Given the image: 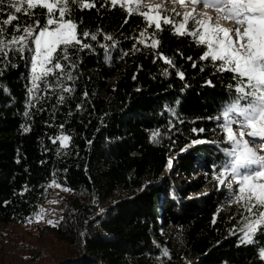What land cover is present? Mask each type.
Here are the masks:
<instances>
[{"label": "trees", "instance_id": "16d2710c", "mask_svg": "<svg viewBox=\"0 0 264 264\" xmlns=\"http://www.w3.org/2000/svg\"><path fill=\"white\" fill-rule=\"evenodd\" d=\"M124 16L119 7L101 9L99 0L96 8L73 11L78 32L101 29L118 44L108 50L110 60L93 41V51L73 57L75 80L66 83L74 92L64 94V103L56 89L39 93L42 99L29 108L25 62L17 56V67L0 68V244L10 246L2 248L0 264H264V233L240 243L239 212L211 178L212 165L225 160L220 149L229 147L219 143L224 134L215 117L235 95L228 88L235 85L232 74L211 66L201 72L203 49L167 30L158 51L174 68L153 63L143 46L121 58L142 27L139 15L127 24ZM61 135L70 136L67 147L52 143ZM197 139L206 142L194 144ZM53 179L62 187H48ZM40 209L44 218L36 222ZM33 235L44 243L15 252Z\"/></svg>", "mask_w": 264, "mask_h": 264}, {"label": "snow or ice", "instance_id": "6c2138e0", "mask_svg": "<svg viewBox=\"0 0 264 264\" xmlns=\"http://www.w3.org/2000/svg\"><path fill=\"white\" fill-rule=\"evenodd\" d=\"M99 2L101 9L119 7L125 13L124 24L133 15L141 17L142 27L132 37V48L122 51L121 58L140 52L139 46H143L152 51L153 63L162 60L174 68V61L158 51L161 45L158 37L167 30L175 36L190 37L195 46L203 49L198 58L199 62H205L200 66L201 72L211 66L216 73L232 74L235 85L229 84L228 88L234 90L235 95L215 117L217 129L224 134V140L219 143L229 147L220 149L225 160L212 165L211 178L216 182L217 190L224 187L229 191V202L239 212L242 219L240 243L252 244L257 231L264 233V0H161L155 9L147 10L146 6H141L142 0ZM166 3L184 6L191 3L193 7L191 11L180 13L175 8L169 11L164 7ZM96 4L97 0H0V68L17 67L12 63L17 56L25 62L29 108L35 107L32 101L42 99L41 92L55 94L59 89L58 103H64V94L74 92V88L66 83L75 80L73 71L78 66V59L73 57H78L85 50L93 51L89 41L96 42L104 49L106 59H111L107 55L108 50L115 49L118 41L101 29L78 32V23L71 18L73 11L91 10L96 8ZM197 7H209L217 15L199 13ZM225 23L231 27H225ZM101 35L104 41L111 43H101L98 40ZM179 54L190 61L193 68L197 67L198 62L192 56ZM164 74L167 75V71ZM176 74L184 80L183 71L177 69ZM206 84L211 85V81H206ZM83 95L86 98L88 93ZM80 107L77 105L78 109ZM25 115L30 113L25 112ZM192 131L203 133L205 129L194 128ZM158 135L159 131L153 132V142H157ZM70 139V136L61 135L52 143L60 140V147L64 148ZM204 142L199 139L193 141L194 144ZM252 145L259 146L260 151ZM48 187L62 186L53 179ZM219 212L218 209L214 213L213 224H216ZM43 218L44 210L40 209L35 216L36 222ZM47 223L56 226L51 220ZM230 234L236 235V231ZM162 255L170 259L166 248ZM259 257L264 260V249L260 250Z\"/></svg>", "mask_w": 264, "mask_h": 264}, {"label": "rangeland", "instance_id": "374dc122", "mask_svg": "<svg viewBox=\"0 0 264 264\" xmlns=\"http://www.w3.org/2000/svg\"><path fill=\"white\" fill-rule=\"evenodd\" d=\"M142 4L143 5H147L148 6V8H152L153 6H156V5H158V4H161V0H142ZM164 7L165 8H167L169 11H171L173 8H175L176 9V11H178V12H180V13H184L185 11H191L192 10V4L191 3H187L186 4V6H184V5H181V4H179V3H176V4H168V3H166V4H164ZM209 10L208 8H206V7H197V9H196V11L197 12H199V13H201V10ZM214 11V10H213ZM215 13V12H214ZM212 14H213V12L210 14V16H212ZM216 14V13H215ZM216 16V15H215ZM224 26L225 27H231V24H229V23H225L224 24ZM255 149H256V151H260V148H259V146H257V145H252ZM199 170L200 171H202L203 172V170H204V167H203V165L201 166V167H199ZM201 173V172H200ZM194 177L196 178L197 177V174H195L194 175ZM207 190H209V186H206V187H204V191H207ZM16 227H12V229H15ZM173 228V226H170L169 227V230L170 229H172ZM16 231H20V229H15ZM35 235H33L32 237H30V238H28L29 240H28V243L23 247L24 249H21V250H18V251H15V252H17V253H19L20 255H21V252H25V250L30 246V244H33V243H37V244H40L41 243V241L42 240H44V239H42V238H39V240H37V238L38 237H34ZM41 237V236H40ZM43 243H44V241H42ZM42 243V244H43ZM54 247V246H53ZM2 248L3 247H1V244H0V254H1V251H2ZM6 248V250L7 251H9L10 250V246H6V247H4L3 249H5ZM8 248H9V250H8ZM38 264H41V263H38Z\"/></svg>", "mask_w": 264, "mask_h": 264}, {"label": "bare ground", "instance_id": "6f19581e", "mask_svg": "<svg viewBox=\"0 0 264 264\" xmlns=\"http://www.w3.org/2000/svg\"><path fill=\"white\" fill-rule=\"evenodd\" d=\"M212 12H213L212 16L214 17L216 14L214 13V11H210V13H212Z\"/></svg>", "mask_w": 264, "mask_h": 264}]
</instances>
